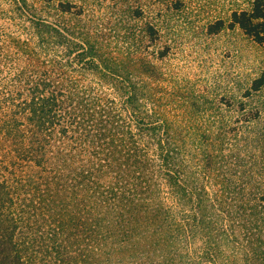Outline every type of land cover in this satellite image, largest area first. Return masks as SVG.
I'll use <instances>...</instances> for the list:
<instances>
[{
  "label": "trees",
  "instance_id": "1",
  "mask_svg": "<svg viewBox=\"0 0 264 264\" xmlns=\"http://www.w3.org/2000/svg\"><path fill=\"white\" fill-rule=\"evenodd\" d=\"M52 1L0 7L17 31L0 27V264H264V192L227 104ZM229 25L263 43L264 0Z\"/></svg>",
  "mask_w": 264,
  "mask_h": 264
},
{
  "label": "rangeland",
  "instance_id": "2",
  "mask_svg": "<svg viewBox=\"0 0 264 264\" xmlns=\"http://www.w3.org/2000/svg\"><path fill=\"white\" fill-rule=\"evenodd\" d=\"M57 1L50 9L37 4L39 10L52 12ZM73 1L83 7V26L96 33L97 40L142 41L149 56L163 55L155 62L167 81H178L181 88L189 86L227 104L222 109L230 124L238 126L230 134L236 139L235 148L255 162L264 192V89L250 90L252 79L264 69V42L257 43L237 25H229L230 14L249 10L253 0ZM0 7L7 9V0H0ZM219 19L222 29L209 33V24ZM149 24L157 30L154 37L143 33ZM0 27L15 30L6 17H0ZM167 81L164 85L170 88Z\"/></svg>",
  "mask_w": 264,
  "mask_h": 264
}]
</instances>
